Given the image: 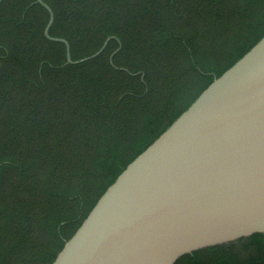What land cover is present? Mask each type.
I'll return each mask as SVG.
<instances>
[{"label": "trees", "instance_id": "16d2710c", "mask_svg": "<svg viewBox=\"0 0 264 264\" xmlns=\"http://www.w3.org/2000/svg\"><path fill=\"white\" fill-rule=\"evenodd\" d=\"M0 4V264H53L118 176L264 37V0ZM175 264H264V234Z\"/></svg>", "mask_w": 264, "mask_h": 264}, {"label": "water", "instance_id": "95a60500", "mask_svg": "<svg viewBox=\"0 0 264 264\" xmlns=\"http://www.w3.org/2000/svg\"><path fill=\"white\" fill-rule=\"evenodd\" d=\"M37 1L69 63L112 38L73 60ZM254 233L264 234V37L127 166L53 264H175Z\"/></svg>", "mask_w": 264, "mask_h": 264}]
</instances>
